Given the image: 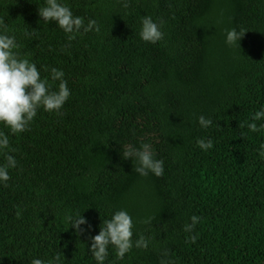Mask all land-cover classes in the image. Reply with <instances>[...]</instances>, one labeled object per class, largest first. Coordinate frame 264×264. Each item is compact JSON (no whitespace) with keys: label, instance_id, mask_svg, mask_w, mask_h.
<instances>
[{"label":"trees","instance_id":"obj_1","mask_svg":"<svg viewBox=\"0 0 264 264\" xmlns=\"http://www.w3.org/2000/svg\"><path fill=\"white\" fill-rule=\"evenodd\" d=\"M66 2L100 31L69 42L39 16L44 0H0L19 55L46 66L42 76L62 69L71 89L60 114L41 108L10 135L18 166L0 183V264L57 253L63 264H96L91 237L119 209L149 247L118 260L110 246L105 264H264V133L239 127L264 107V0ZM146 15L164 21L156 44L139 36ZM233 28L246 32L229 46ZM200 115L213 124L201 128ZM201 138L213 147L202 150ZM142 142L164 161L162 176H141L123 157ZM77 212L82 232L67 220ZM192 215L201 220L186 233Z\"/></svg>","mask_w":264,"mask_h":264},{"label":"clouds","instance_id":"obj_2","mask_svg":"<svg viewBox=\"0 0 264 264\" xmlns=\"http://www.w3.org/2000/svg\"><path fill=\"white\" fill-rule=\"evenodd\" d=\"M123 6H129V0H124ZM39 16L45 24L55 21L68 35L71 42L76 34L100 31V25L96 19L85 20L82 16L74 15L66 0H44L43 6L39 5ZM164 21H155L152 16L146 15L141 21L140 38L152 44L164 39ZM245 30L237 31L235 28L226 31L225 43L229 46L240 44L241 38L245 35ZM26 36L35 35L34 32H25ZM20 45L16 35L9 28L3 17H0V155L3 162H0V183L6 184L11 179L10 170L18 166L15 155L17 151L10 142V135H18L30 129V125L43 108L47 112L61 113V109L71 96V89L65 79V72L62 69L52 67L49 76H42L43 71L48 72L46 66L37 67L36 62L22 57L16 51ZM58 86H56V82ZM198 123L201 128L207 129L213 124L210 117L200 115ZM241 129L248 132L264 133V107L254 112L250 119L239 122ZM7 128L8 132L3 129ZM246 132H241L240 136L245 137ZM197 145L204 151L213 147L212 139H198ZM259 155L264 158V144H261ZM122 155L124 158H131L136 161L135 171L141 176H148L150 173L155 176L164 174V161L156 158L153 145L150 142H142L139 147L132 144L123 146ZM17 216L21 212L17 211ZM67 220L74 226L77 232L85 229L81 225L87 224V219L79 212L70 214ZM191 222L184 225V232L193 233L201 218L192 215ZM151 217L146 218L143 223H150ZM135 221L127 209L114 211L109 219L103 220L101 230L91 237V253L96 264H105L109 256V247L115 251L116 259L123 260L125 255L135 248H148L150 240L141 235L138 239H133ZM196 235H191V240L195 242ZM164 255H167L165 250ZM30 264H63L60 253L45 260L33 257Z\"/></svg>","mask_w":264,"mask_h":264}]
</instances>
